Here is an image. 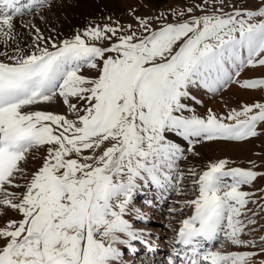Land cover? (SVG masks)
<instances>
[{"label": "snow or ice", "instance_id": "snow-or-ice-1", "mask_svg": "<svg viewBox=\"0 0 264 264\" xmlns=\"http://www.w3.org/2000/svg\"><path fill=\"white\" fill-rule=\"evenodd\" d=\"M50 6V0H0V209L20 216L0 226V264H125L118 245L135 253L131 242L139 240L151 250L146 233L125 218L140 182L162 193L181 191L177 161L185 149L168 133L192 146L187 151L193 155L202 142L246 143L264 135V101L225 115L209 109L205 116L183 102L202 103L193 88L216 94L235 84L264 92V78L240 79L245 67L264 66V0L255 10L200 0L171 9V21L163 14L135 17L140 33L117 23L63 40L21 21L32 35L26 51L14 20ZM156 20L159 27L152 26ZM11 44L16 47L9 53ZM84 68L97 75L86 77ZM53 102L75 118L34 108ZM40 150V167L29 174L23 165ZM228 164L220 159L202 173L189 170L198 194L180 209L193 212L181 221L169 264H264L253 260L264 247H206L216 241L221 248L224 241L257 246L255 239L240 238L256 223L240 217L249 203H258L255 192L241 189L264 173ZM131 211L146 219L141 209Z\"/></svg>", "mask_w": 264, "mask_h": 264}, {"label": "rangeland", "instance_id": "rangeland-1", "mask_svg": "<svg viewBox=\"0 0 264 264\" xmlns=\"http://www.w3.org/2000/svg\"><path fill=\"white\" fill-rule=\"evenodd\" d=\"M195 3H200V0H55L50 3V7L41 8L37 12H32L29 14H25L23 17L16 18L14 20L15 31L17 33L16 39L19 41L20 47L25 48V50L27 51V45L31 44L32 42V35L30 34L29 29L21 26V21H23V23H28L30 21L31 24H34L36 28L40 29L45 37L51 36L57 40H63L66 38L70 39L77 32L83 33V31L90 26H116L117 23L125 27L131 24L133 26V29L140 33L142 30L140 29L135 17H158L163 14L167 18V20L171 21L173 19V17L169 15L171 9H174L178 6L190 5ZM260 3L261 0H225V5H233L236 8H243L248 10L257 9L260 6ZM133 10H135L134 14ZM225 11H231V7H225ZM195 14L201 15L202 13L197 11ZM160 23H162V21L156 20L154 21L152 26L159 27ZM32 31L34 32V29ZM107 43L108 42L105 41L104 45L107 46ZM15 47V44H11V47L7 49V51L11 53L10 50ZM4 50L5 49L3 45H0V51ZM4 59L5 57H0V60ZM81 74L85 75L86 77H94L97 75V72L94 69L84 68L82 69ZM250 78H264V66H257L255 68L245 67L241 71L240 79L243 80ZM190 91L192 92L191 89ZM220 93L222 94L218 99L210 101L208 105L206 104L202 110V113L195 111L196 114L205 116L207 114V111L211 109L218 115H225L231 108H239L242 104H250L254 101H264V92H261L259 90L246 91L240 89L235 84H231L228 87L222 89L220 92L216 93L214 97H216ZM72 102L76 103L75 100H73ZM211 103H213L214 105H209ZM40 105H43V103L38 104V110L49 111L44 107H40ZM53 113L65 114L69 119L75 118L72 113L68 112L67 108H65L63 112ZM189 114L190 113H188L187 115ZM168 138L171 139L170 141L173 143L179 145L183 144V141H181L179 138L178 140L173 139L175 138V136L171 133H168ZM218 143L220 144H213V142H204L197 144L194 146V151L199 155H193L192 152L188 151L187 153H184V159L177 161L178 172H182L184 174V179L179 181V188L181 189V191L174 192V196L172 197L173 201L171 200V202L173 203L168 206L167 209L169 210L170 208H175L176 212H166L167 215H171L170 217H174L173 219L166 218L167 220H165L163 217L164 213H162V216L159 214V217L154 218L155 221L143 222L142 220L134 221L130 217L132 215H130V213L128 214L129 221L132 223L133 228L146 233L143 239H147L151 247H161L160 245L154 244L152 241H155V243H162L161 245L163 247L161 248L164 249L163 251H165L162 252L164 253L162 254L163 256L168 254L166 247H169L171 245V239L173 238L174 232L177 230V226H181V221L187 218V215H191L189 214V212L192 210L191 207H184L183 213L181 214L180 209L184 206V203L176 206L177 201L180 202L181 200V202H185L194 199L193 194H195L196 190H194L193 184L197 176L191 175L189 173L190 169L195 170L196 173H202L204 170H206V166L210 162H216L220 159H227L229 161V164L227 166L228 168H254V170L264 173V135H261L258 138L250 139L246 143ZM233 144H237V146ZM185 148L187 151V147ZM44 154L45 153L43 152V150H40L34 152L31 156H29L28 160L37 161L36 163H38L39 161V165L35 164L36 167L33 168L34 170L32 169V164L34 163L28 161L27 164L23 165V167L27 169L29 174L40 167L41 159ZM250 162H254V164ZM10 190L23 191L22 188ZM241 190L255 192L256 195L253 197V199H256L258 203H249L245 209L247 215L240 217V219L244 220L245 222L247 221L248 217H252L256 221L255 224H249L247 228H245L244 234H241L240 238L243 240L255 239L257 242V246L255 248L243 247L232 245L227 242L223 243V248H221L220 242H218V245L220 246L216 245L212 250L219 249L224 252H243L257 250L256 252H259L260 248L264 247V245L260 243V237L264 236V210L259 209V205L264 204V176L258 177L253 182L252 186H243ZM196 195L197 193L195 194V196ZM133 203L135 205L141 204L140 202ZM4 210L5 214L0 215V226H3L5 222L10 219H20V216L14 211L10 209ZM253 212H258V214L253 216ZM7 215H9V218L4 219V217ZM176 221H179L178 224H171ZM253 228L256 229L254 232L251 231V229ZM169 229H173V233H170V239L162 235L167 231L169 232ZM167 239L170 240L169 243L166 242ZM138 244L133 245V247H135L136 249L138 247ZM121 251L124 254L123 258L125 264H137L141 262V260L143 262L145 261L144 257L140 260V256L138 254V256H135L136 251L135 253H133L130 250L133 257H130L129 254H126L124 252L125 249L121 248ZM133 258L137 260H133ZM159 260L160 262H162L164 260V257H161L160 259V256H158L153 260H150L149 263L153 262L156 264H161L159 263ZM253 260L254 262L264 260V253H260V255L254 257Z\"/></svg>", "mask_w": 264, "mask_h": 264}, {"label": "bare ground", "instance_id": "bare-ground-1", "mask_svg": "<svg viewBox=\"0 0 264 264\" xmlns=\"http://www.w3.org/2000/svg\"><path fill=\"white\" fill-rule=\"evenodd\" d=\"M53 1H55V0H52V1H50V3H52ZM29 14V13H28ZM38 14H40V13H38ZM42 16V15H41ZM11 51V50H10ZM1 57V56H0ZM194 92V91H193ZM193 92H192V95H193ZM198 93V92H197ZM194 96V95H193ZM202 96V95H201ZM187 103V102H186ZM189 104V103H188ZM207 105H208V103H207ZM209 105H211V106H213L214 104L213 103H211V104H209ZM40 107H44V108H46V109H48L49 111H52V112H63L64 110H65V108H66V106L65 105H63L62 103H58V102H53V103H43V105H40ZM34 108H35V110H38L39 109V107H38V105H36V106H34ZM203 109H199L198 110V112L200 111L201 113L203 112L202 111ZM173 139H177L178 140V138L175 136V138H173ZM171 140V139H170ZM213 144H220V143H216V142H213ZM182 145H184V143L182 144ZM231 145V144H230ZM233 145H235V146H237V144H233ZM29 162H31V163H34V164H32V169L33 168H35L36 166H35V164H37V165H39V161H38V163H36L37 161H30V160H28ZM34 170V169H33ZM173 201V200H172ZM181 203H184V201H182L181 202V200H180V202H176V204L177 205H180ZM156 206V205H155ZM173 206V205H172ZM132 208H135V209H141L142 210V213L146 216V219H144V220H142L143 222H145V221H155V219L154 218H156V217H159V214L162 216V213H161V211H158L157 209H151L150 207H146V206H144V205H142V204H138V205H135L134 203L133 204H131L130 205V215H132V216H130L134 221L135 220H138V219H136L135 218V216H136V214H135V212H132L131 211V209ZM152 211V212H151ZM167 211V210H166ZM168 212V211H167ZM166 213V212H165ZM1 214H5V210L4 209H0V215ZM160 216V217H161ZM171 215H165V218H174V217H170ZM9 218V215H7V216H5L4 217V219H8ZM126 219H128L129 220V217H128V215L125 217ZM3 219V218H2ZM157 220V219H156ZM165 220H167V219H165ZM179 220V219H178ZM179 222V221H178ZM169 224V223H168ZM171 224H177V221L176 222H173V223H171ZM170 231L168 232H165V234H162L163 236H166V237H168V239H170V233L172 232L173 233V229H169ZM177 231V230H176ZM145 233V232H144ZM174 235V234H173ZM144 238V237H143ZM166 240V242H168L169 243V241L170 240ZM145 241H147L146 239H144ZM172 240V239H171ZM136 242H138L139 244L137 245L138 247L135 249L136 250V255L135 256H140L139 258H140V260H141V258H143L144 257V262L141 260V262H139V263H137V264H150L149 262H150V260H153L154 258H156V257H158L163 251L162 250H160V248L161 247H156V246H154V247H151V250H149V248L147 247V245L145 244V243H142L141 241H136ZM155 242V241H154ZM172 242V241H171ZM148 244V243H147ZM154 244H157V245H160L161 246V242L160 243H154ZM133 246V245H132ZM118 247H120V248H122V245H118ZM135 248V247H134ZM130 250V249H129ZM138 250H141V251H143V252H140L139 253V251ZM164 250V249H163ZM167 251H169V248H167L166 249ZM159 251V252H158ZM255 251H257V250H255ZM144 252H145V255H144ZM159 253V254H158ZM133 254V253H132ZM138 254V255H137ZM168 256V254L165 256V257H167ZM132 260V259H131ZM133 260H137V259H135V258H133ZM160 261V260H159ZM169 263V259L168 258H166L165 259V262L164 263H161V264H168ZM151 264H156V263H153V262H151Z\"/></svg>", "mask_w": 264, "mask_h": 264}, {"label": "crops", "instance_id": "crops-1", "mask_svg": "<svg viewBox=\"0 0 264 264\" xmlns=\"http://www.w3.org/2000/svg\"><path fill=\"white\" fill-rule=\"evenodd\" d=\"M247 91V90H246ZM198 92V93H197ZM223 93V92H222ZM220 93L219 95H217L216 97H214L216 94H209V93H205L201 88L197 89V88H194V92H193V95L195 97H197V99H199L200 101H202V103H199V104H193V103H189L190 106H192L195 111L198 112L199 109H203L204 106L209 103L210 101L212 100H216L220 97V95L222 94ZM202 95V96H201ZM200 112V111H199ZM201 113V112H200Z\"/></svg>", "mask_w": 264, "mask_h": 264}]
</instances>
